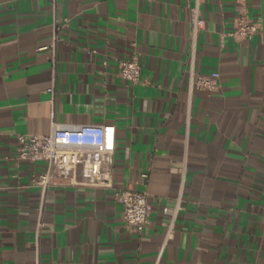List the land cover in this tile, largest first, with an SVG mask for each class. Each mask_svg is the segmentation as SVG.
I'll use <instances>...</instances> for the list:
<instances>
[{
    "label": "crops",
    "instance_id": "0c3cea01",
    "mask_svg": "<svg viewBox=\"0 0 264 264\" xmlns=\"http://www.w3.org/2000/svg\"><path fill=\"white\" fill-rule=\"evenodd\" d=\"M193 1L0 0V264H264V0H201L210 91L190 86ZM241 10L259 25L247 39L229 35ZM132 56L137 83L118 75ZM52 122L114 127L112 188L31 185L46 164L17 160L16 136ZM123 188L149 194L140 234Z\"/></svg>",
    "mask_w": 264,
    "mask_h": 264
},
{
    "label": "built area",
    "instance_id": "2783aa9c",
    "mask_svg": "<svg viewBox=\"0 0 264 264\" xmlns=\"http://www.w3.org/2000/svg\"><path fill=\"white\" fill-rule=\"evenodd\" d=\"M188 6L190 23V86L200 90H214L218 73L210 75L194 74V50L197 34L203 22L200 11L201 0H194ZM259 25L251 20L247 13L241 10L233 22L229 35L235 39H247L257 33ZM56 23L52 26V66H55V45L58 41ZM118 75L132 83H137L140 77L138 58L118 60ZM48 92L53 94V88ZM114 152V127L110 125H58L52 122V128L47 134L16 136V159L26 161H43L46 167L31 178V185L45 191L53 184L82 186L85 181L101 188H112L110 175L103 170L108 156ZM143 178L146 176L143 174ZM82 179V180H81ZM114 197L121 206V222L124 228L132 233L140 234L149 223L151 207L147 191H137L131 188L114 190ZM181 195L174 200L173 205L163 207V212L169 218V227L175 220L181 206ZM38 264V262L36 263Z\"/></svg>",
    "mask_w": 264,
    "mask_h": 264
}]
</instances>
